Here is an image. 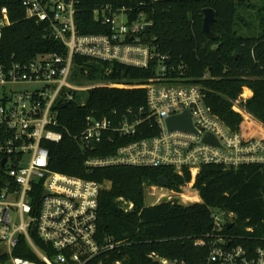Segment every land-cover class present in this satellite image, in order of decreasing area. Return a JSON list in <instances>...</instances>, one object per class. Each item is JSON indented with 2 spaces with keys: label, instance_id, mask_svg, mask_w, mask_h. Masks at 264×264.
<instances>
[{
  "label": "trees",
  "instance_id": "obj_1",
  "mask_svg": "<svg viewBox=\"0 0 264 264\" xmlns=\"http://www.w3.org/2000/svg\"><path fill=\"white\" fill-rule=\"evenodd\" d=\"M79 0L76 7V30L80 35L110 33L107 25L95 20V11L111 7L126 8L132 21L144 14L152 24L149 42L165 60H154L149 69L119 63L95 62L75 57L73 81L81 86L90 84L140 86L161 77L160 68H167L166 79L199 85L211 113L233 131L249 133L243 118L233 111V102L244 88L252 96L243 106L247 113L264 124V4L248 0ZM262 5V6H261ZM7 7L12 26L0 40V65L29 63L40 55L66 54L64 46L52 36L46 23L28 20L19 0H0ZM212 9L216 22L212 28L218 39L208 41L203 34L204 11ZM249 11V12H248ZM252 12V13H251ZM248 13H251L248 15ZM144 41L146 42L145 38ZM58 121L64 134L63 142L44 144L50 158V168L99 185L100 239L126 241V247L103 256L91 264H203L209 247L196 246L214 230L212 211L233 215L231 230L224 234L236 238L238 245H259L264 239V165L242 166L226 170L217 165L203 167L194 188L201 203L182 205L162 202L146 206L143 185H158L160 177L169 182L171 190L179 191L191 181V174L180 175L166 167L138 168L133 166L93 169L86 166L89 158H106L117 149L154 138L158 134L154 120L148 115L147 92L144 88H93L77 93L67 105L59 106ZM87 118L105 119L120 125L124 120H146L137 134L123 139L106 135L105 142L86 150L73 137L87 128ZM257 132V129H253ZM3 170L0 167V174ZM0 175V190L4 187ZM124 199L133 205L125 211L118 203ZM36 243L45 249L38 240ZM152 255H154L152 257ZM16 256L35 261L31 254L16 252ZM1 261V260H0Z\"/></svg>",
  "mask_w": 264,
  "mask_h": 264
},
{
  "label": "built area",
  "instance_id": "obj_2",
  "mask_svg": "<svg viewBox=\"0 0 264 264\" xmlns=\"http://www.w3.org/2000/svg\"><path fill=\"white\" fill-rule=\"evenodd\" d=\"M19 1L27 19L48 24L52 36L67 53L40 55L29 63L0 65V167L3 170L0 175L5 184L0 190V264H91L109 252L126 247V241L116 242L111 237L100 239L98 209L103 186L50 168L44 144L63 142L65 133L71 136L61 128L58 109L69 104L77 93L104 86L146 90V120H154L158 134L124 145L110 157L89 158L86 166L93 169L166 167L180 175L191 174L190 183L178 192L161 187L166 193L158 199L160 202L201 203L194 184L203 167L217 165L231 170L264 165V128L243 107L252 96L249 88H244L233 102V111L248 126L247 134L242 130L233 131L211 113L201 86L166 79L165 66L160 68V78L134 87L81 86L73 81L75 57L138 69H149L152 61L165 60L152 41L149 42L152 30L147 37L145 27L150 25L152 29V24L147 23L144 14L132 21L129 16L132 12L128 9L114 11L104 7L94 12L95 20L109 26L110 33L83 36L76 30L79 0ZM165 1L170 0L152 2ZM11 26L8 8L0 7V40L4 30ZM186 111L200 135L168 131L167 120ZM146 120H124L115 125L107 119L87 118V128L73 138L88 150L102 145L107 134L110 141L113 137L123 139L136 135ZM208 135L217 138L220 146L205 144ZM130 209L133 210V205ZM232 219L231 214L212 211L213 232L196 241V246L209 247L203 264H264V239L259 245H238L235 237L224 234ZM16 252L29 253L35 261L16 256ZM160 262L172 264L165 259Z\"/></svg>",
  "mask_w": 264,
  "mask_h": 264
},
{
  "label": "water",
  "instance_id": "obj_3",
  "mask_svg": "<svg viewBox=\"0 0 264 264\" xmlns=\"http://www.w3.org/2000/svg\"><path fill=\"white\" fill-rule=\"evenodd\" d=\"M12 1V0H10ZM216 22V14L215 11L212 9H206L204 11V19H203V34L207 38L208 41L218 39V35H216L213 31V24ZM151 32V26L147 25L145 27V33L147 37H149V34ZM167 128L169 132H182L186 134H192V135H200L196 129L193 126L192 118H190V113L186 111L183 114L176 115V117H171L167 120ZM204 143L208 145H215L220 146L219 141L217 138H215L213 135H208L204 139ZM6 163V160L2 162V165L4 166ZM158 186L169 188V182L164 177H160L158 181ZM101 224L106 227V223L104 220L101 221ZM233 228V224L227 223V229L231 230Z\"/></svg>",
  "mask_w": 264,
  "mask_h": 264
},
{
  "label": "rangeland",
  "instance_id": "obj_4",
  "mask_svg": "<svg viewBox=\"0 0 264 264\" xmlns=\"http://www.w3.org/2000/svg\"><path fill=\"white\" fill-rule=\"evenodd\" d=\"M248 1L251 2V4H253V3L257 4V5H260L262 3L264 4V0H248ZM251 13H248V15H250ZM246 95L249 96L248 92H247ZM257 122L259 123L260 127L264 128V124L263 123H260L259 121H257ZM102 186H103V190L110 189V184H108V183L105 184V185H102ZM143 188H144V191H145V201H144V203H145L146 206L160 205L159 203L163 202V201L160 202L158 200V199L161 198V195L166 193L164 190H162L161 186L159 187L158 185L156 186V185L145 184V185H143ZM118 203H119L120 207L122 209H124L125 211H127V212L131 211L130 206L132 204L130 202H128L127 200L119 199ZM188 205H191V204H188Z\"/></svg>",
  "mask_w": 264,
  "mask_h": 264
}]
</instances>
